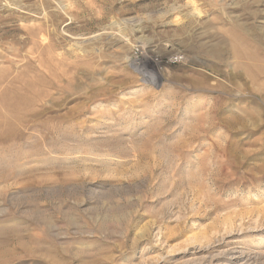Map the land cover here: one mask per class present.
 Masks as SVG:
<instances>
[{"label":"rangeland","instance_id":"1","mask_svg":"<svg viewBox=\"0 0 264 264\" xmlns=\"http://www.w3.org/2000/svg\"><path fill=\"white\" fill-rule=\"evenodd\" d=\"M0 75V264H264V0H0Z\"/></svg>","mask_w":264,"mask_h":264},{"label":"bare ground","instance_id":"2","mask_svg":"<svg viewBox=\"0 0 264 264\" xmlns=\"http://www.w3.org/2000/svg\"><path fill=\"white\" fill-rule=\"evenodd\" d=\"M41 36H43V35H40V38H41ZM41 39H43V38H41ZM34 66L35 65H33V67ZM5 78H6L5 75H0V84H2L5 81ZM38 85H41V84H38ZM18 87H19V85H18ZM31 88L34 89V87H31ZM41 93H36V94L30 95V94H27V93H25V94L24 93H21V94H18V93L8 94L6 92L3 95H0V184H6V183H9L11 181H13V182L20 181L23 178V176H24L23 175L24 171H21L22 169L19 170L18 168H17V170L16 169L13 170L12 167L13 166L18 167L19 164H20V161L22 159L29 158L30 156H33V155H30V154L32 152H34V151H30L27 148H23V147H18L16 145V143L14 142V140L21 139L23 137V135H24L23 132L18 130L19 124L22 125V126L28 125L29 123H31V122L33 123L35 120L39 119V117H42V115L44 116L46 114L50 116L51 120L54 119V116L52 115V113L54 112V109L51 108L50 105H49L50 106L49 109H47V108L43 109L42 108L43 111H40L41 116H40V113H38L37 110L35 112L38 113V116L36 115V113L34 111L30 112L32 109L30 111L28 110V108H30V106H34L32 101H34L36 97H41L40 96ZM38 102L40 104H42L41 101H38ZM49 102H50V100H49ZM39 103H37V104H39ZM54 103L56 104V102H54ZM39 106L43 107L44 104L43 105H39ZM45 107H46V105H45ZM55 110H57V109H55ZM32 116H34L36 118L32 119L31 118ZM43 125L44 124H42V123H38V126H39L40 130H41L42 127L44 128ZM24 129H23V131H24ZM45 129H47L50 133H53L54 130H55V127L52 124H49V126L45 127L44 130ZM26 142H25V144H26ZM51 143H52V146H51L50 152L54 153L55 152L54 143L53 142H51ZM18 145L20 146V144H18ZM32 146L35 148V152H36V155L35 154L34 155L38 156L37 153L41 151L40 150L41 148H39V146L37 144H32ZM50 160H52V159H50ZM52 162H53V160H52ZM31 163L34 164L33 162H31ZM36 163L38 164V162H36ZM43 163H45V162H43ZM43 163H41V164H43ZM29 164H26V165H29ZM49 165H51V164H49ZM30 166H31V164H30ZM33 166H31V167H33ZM22 167L25 168L24 166H22ZM25 169H27V168H25Z\"/></svg>","mask_w":264,"mask_h":264}]
</instances>
